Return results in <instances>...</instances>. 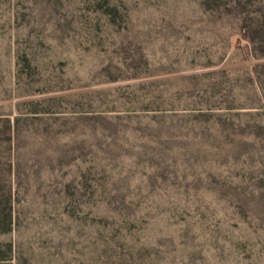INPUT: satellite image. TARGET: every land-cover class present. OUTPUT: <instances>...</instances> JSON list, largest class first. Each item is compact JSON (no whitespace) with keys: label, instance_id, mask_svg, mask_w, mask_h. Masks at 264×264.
<instances>
[{"label":"rangeland","instance_id":"rangeland-1","mask_svg":"<svg viewBox=\"0 0 264 264\" xmlns=\"http://www.w3.org/2000/svg\"><path fill=\"white\" fill-rule=\"evenodd\" d=\"M8 243L0 264H264V0H0Z\"/></svg>","mask_w":264,"mask_h":264},{"label":"trees","instance_id":"trees-1","mask_svg":"<svg viewBox=\"0 0 264 264\" xmlns=\"http://www.w3.org/2000/svg\"><path fill=\"white\" fill-rule=\"evenodd\" d=\"M0 252L3 253V259H12V255L14 252L12 244L8 243L4 245V249L0 247Z\"/></svg>","mask_w":264,"mask_h":264}]
</instances>
